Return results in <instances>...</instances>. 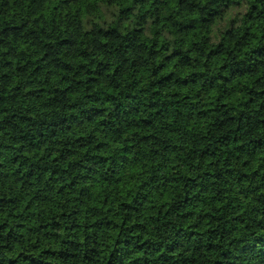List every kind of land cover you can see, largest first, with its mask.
I'll use <instances>...</instances> for the list:
<instances>
[{"label": "clouds", "instance_id": "clouds-1", "mask_svg": "<svg viewBox=\"0 0 264 264\" xmlns=\"http://www.w3.org/2000/svg\"><path fill=\"white\" fill-rule=\"evenodd\" d=\"M0 264H264V0H0Z\"/></svg>", "mask_w": 264, "mask_h": 264}]
</instances>
